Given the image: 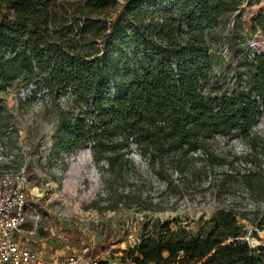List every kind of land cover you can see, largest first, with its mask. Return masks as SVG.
<instances>
[{
	"label": "rangeland",
	"instance_id": "1",
	"mask_svg": "<svg viewBox=\"0 0 264 264\" xmlns=\"http://www.w3.org/2000/svg\"><path fill=\"white\" fill-rule=\"evenodd\" d=\"M48 1L50 14L56 12L51 29L60 31L69 26L74 35L66 39L80 45L85 42L87 52L91 51L89 40L98 37V26L89 24L80 32L82 15L102 21L114 6L122 4L115 0L116 4L98 11L93 3L84 4L83 0ZM229 1L228 7L234 4V10L218 14L227 7L214 4L207 27H202L204 23L200 26V36L212 55V69L206 81L198 78L197 82L204 95L213 88L214 101L224 95H233L234 100L227 103L222 99L212 105L214 127L208 117L203 129H170L167 135L162 132V142L180 137L184 144L192 140L200 143L190 153L200 157L194 170L180 155L161 167V171L174 173L170 187L145 174V163L137 164V160L135 168L125 162L121 174L111 173L103 162L98 165L101 170L92 163V154L99 153L92 150L94 144L124 137L125 141H146L151 131L122 129L118 119L106 129H87L90 117L86 108L71 99L69 92L56 88L58 73L46 59L32 57V46L26 47L24 55L16 50L3 57L0 173L23 169L31 192L40 195L35 203L39 229L29 243L39 246L53 242L58 249L74 253L86 249L88 257L108 263L134 264L120 257L141 240L145 228L167 225L171 231L182 229L187 237L203 238L209 231V220L227 215L229 218L223 220L234 216L233 224L242 233L236 243H245L251 250L264 249L250 243H264V0ZM181 30L173 33L178 42L188 33ZM221 47L228 51L225 58L217 54ZM221 113L230 117L225 126H220ZM220 130L236 136L230 141L219 138L214 144L212 140ZM74 150L76 153L70 154ZM201 164L211 168L202 172ZM235 173L249 174L239 178ZM215 229L221 231L218 226ZM231 240L225 239L217 247L231 245L235 242Z\"/></svg>",
	"mask_w": 264,
	"mask_h": 264
},
{
	"label": "trees",
	"instance_id": "2",
	"mask_svg": "<svg viewBox=\"0 0 264 264\" xmlns=\"http://www.w3.org/2000/svg\"><path fill=\"white\" fill-rule=\"evenodd\" d=\"M83 1L93 3L98 11L116 2ZM225 1L121 0L122 4L114 6L111 15L102 21L82 15L80 32L86 31L89 24L98 26V37L96 41L89 40L91 51L87 52L85 42L80 45L66 39L74 35L69 26L60 31L51 29L56 23V12L50 14L48 0H0V63L6 54L19 50L24 55L26 47L32 46V57L46 59L58 73L56 88L62 93L69 92L71 99L86 108L90 117L86 121L87 129H106L118 119L122 129L151 131L150 141L148 138L125 141L124 137L116 142L94 144L92 150L99 153L92 154V163L101 170L98 165L103 162L111 173L121 174L126 169L125 162L135 168L137 160V164L145 163V174L170 187L174 173L161 171V167L180 155L188 159L189 168L194 170L200 157L190 153L200 143L192 140L184 144L180 137L162 142V132L167 135L170 129H203L208 117L212 118L210 126L214 127L212 105L222 99L227 103L234 100L233 95H224L214 101L213 88H208L204 95L197 82L198 78L206 81L212 69L209 59L212 55L200 36V26L208 24L214 4L227 7L220 13L217 10L218 14L234 10L235 5L230 8L227 4L230 1ZM65 13L68 22V11ZM183 27L188 33L180 35L182 42H178L173 33ZM228 116H220V126H225ZM235 136L224 130L212 141L214 144L219 138L230 141ZM201 165L202 172L211 168ZM248 174L235 173L239 178ZM225 217L229 218L220 215L209 220V231L203 238L187 237L182 229L171 231L167 225L160 229L145 228L139 243L128 249L122 260L129 258L135 264H264V249L251 250L245 243H236L242 233L233 224L234 216L229 221L223 220ZM225 239L235 242L217 247ZM250 243L264 247L262 242L250 240Z\"/></svg>",
	"mask_w": 264,
	"mask_h": 264
},
{
	"label": "built area",
	"instance_id": "3",
	"mask_svg": "<svg viewBox=\"0 0 264 264\" xmlns=\"http://www.w3.org/2000/svg\"><path fill=\"white\" fill-rule=\"evenodd\" d=\"M202 27L207 26L204 23ZM181 31L188 32L186 27ZM254 46L252 43L250 47ZM217 54L225 58L228 51L221 47ZM39 200L40 195L31 192L30 181L23 169L0 173V264H115L88 257L86 249L74 253L70 249H58L53 242L39 246L29 243L30 237L39 229L40 215L35 206Z\"/></svg>",
	"mask_w": 264,
	"mask_h": 264
},
{
	"label": "flooded vegetation",
	"instance_id": "4",
	"mask_svg": "<svg viewBox=\"0 0 264 264\" xmlns=\"http://www.w3.org/2000/svg\"><path fill=\"white\" fill-rule=\"evenodd\" d=\"M210 255H211V254H210ZM210 255H209V256H210Z\"/></svg>",
	"mask_w": 264,
	"mask_h": 264
}]
</instances>
